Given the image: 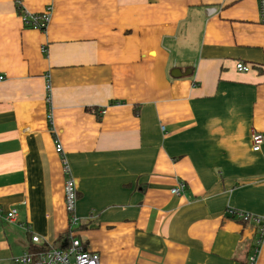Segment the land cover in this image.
I'll use <instances>...</instances> for the list:
<instances>
[{
  "label": "crops",
  "instance_id": "1",
  "mask_svg": "<svg viewBox=\"0 0 264 264\" xmlns=\"http://www.w3.org/2000/svg\"><path fill=\"white\" fill-rule=\"evenodd\" d=\"M22 5L52 20L28 29L0 0V264L71 237L101 264H264L261 225L228 214L264 217L258 1Z\"/></svg>",
  "mask_w": 264,
  "mask_h": 264
},
{
  "label": "built area",
  "instance_id": "2",
  "mask_svg": "<svg viewBox=\"0 0 264 264\" xmlns=\"http://www.w3.org/2000/svg\"><path fill=\"white\" fill-rule=\"evenodd\" d=\"M18 13L22 16L23 22L26 28L39 30L46 32L51 20H52V7H48L45 11L37 14H31L26 11L22 5V0H15ZM259 7V19L260 23L264 25V0H257ZM44 52L46 49L43 48ZM237 69L240 72H249L252 68L243 63H237ZM4 75L0 74V83L4 82ZM48 93L51 92V83L47 85ZM50 100V96H48ZM51 120V119H50ZM264 144V137L260 133H255L252 136V146L254 152H259ZM56 150L59 154H62L63 147L60 143H56ZM66 173L68 169L66 168ZM185 191V184L180 183L176 189L172 191L174 195H180ZM78 189L77 185L72 177H68L65 183V202L66 208L69 214L72 215L70 220L71 231L73 227L78 225L74 212L78 204ZM229 216L239 218L243 222L254 221L260 224L261 240L264 237V217H256L251 214L229 210ZM17 212L12 210L4 218V220L13 224L16 221ZM32 242L36 245L41 243V239L38 236L32 237ZM255 261V257L251 259V262ZM14 264H101L100 257L96 253H92L85 249L79 239L71 237L70 241L63 248H41L37 251H30L25 253L22 257L14 259Z\"/></svg>",
  "mask_w": 264,
  "mask_h": 264
},
{
  "label": "trees",
  "instance_id": "3",
  "mask_svg": "<svg viewBox=\"0 0 264 264\" xmlns=\"http://www.w3.org/2000/svg\"><path fill=\"white\" fill-rule=\"evenodd\" d=\"M37 250H39V249H36V250H34V251H37Z\"/></svg>",
  "mask_w": 264,
  "mask_h": 264
},
{
  "label": "water",
  "instance_id": "4",
  "mask_svg": "<svg viewBox=\"0 0 264 264\" xmlns=\"http://www.w3.org/2000/svg\"><path fill=\"white\" fill-rule=\"evenodd\" d=\"M179 74L177 73L176 76H178Z\"/></svg>",
  "mask_w": 264,
  "mask_h": 264
}]
</instances>
